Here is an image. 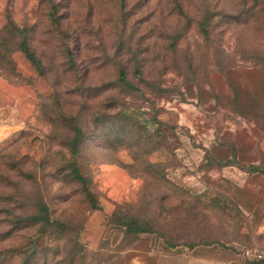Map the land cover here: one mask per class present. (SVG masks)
<instances>
[{
  "label": "rangeland",
  "instance_id": "rangeland-1",
  "mask_svg": "<svg viewBox=\"0 0 264 264\" xmlns=\"http://www.w3.org/2000/svg\"><path fill=\"white\" fill-rule=\"evenodd\" d=\"M4 26L0 264H21L36 227L15 221L39 201L66 225L41 264H250L264 250V0H0ZM130 218L149 230L127 232Z\"/></svg>",
  "mask_w": 264,
  "mask_h": 264
},
{
  "label": "trees",
  "instance_id": "trees-1",
  "mask_svg": "<svg viewBox=\"0 0 264 264\" xmlns=\"http://www.w3.org/2000/svg\"><path fill=\"white\" fill-rule=\"evenodd\" d=\"M257 1V0H255ZM11 29H9L8 26H4L3 30L0 31V55L5 56L8 58L6 51L3 53L4 43H6V40L4 39L5 33L9 32ZM202 31L204 34H207L205 25L202 26ZM17 48L24 54L26 59H28L38 70H40V62L39 60L34 56L33 52L29 49V46L25 40V38H22L18 44ZM2 53V54H1ZM7 56V57H6ZM6 63L12 66L11 60L7 59ZM10 67V68H11ZM117 80L126 86H130L129 83L126 81L125 73L123 70L119 71ZM80 137L81 132L78 127H74V135L71 138L69 142V149L71 155H76L78 153L79 144H80ZM70 175L75 179L77 182L81 184L83 187L85 196L92 206V208H97V203L95 196L93 193L88 189V179L85 177L77 167V165L72 162L69 167ZM16 224L23 223L24 227H36L34 235L29 239L27 243H25L21 248H16L14 251H17L16 255H20L22 257L21 264H41L37 258L38 255H41L43 253V244L42 240L46 237L57 239L58 236L61 234L63 230L66 229V225L62 223L61 221L54 220L49 215V209L45 202L39 201L36 205V210L34 213L25 216L23 218H20V220L15 221ZM122 225L126 226L127 232L130 233H140V232H146L148 231L147 223L146 222H140L134 218H130L127 221L121 223ZM42 247V249H39ZM256 251H264V250H256ZM249 258V257H248ZM250 264H264V259L262 260H254L249 258Z\"/></svg>",
  "mask_w": 264,
  "mask_h": 264
},
{
  "label": "built area",
  "instance_id": "built-area-1",
  "mask_svg": "<svg viewBox=\"0 0 264 264\" xmlns=\"http://www.w3.org/2000/svg\"><path fill=\"white\" fill-rule=\"evenodd\" d=\"M247 257L254 259V260H262L264 259V251H255L250 252L249 250L246 251Z\"/></svg>",
  "mask_w": 264,
  "mask_h": 264
}]
</instances>
